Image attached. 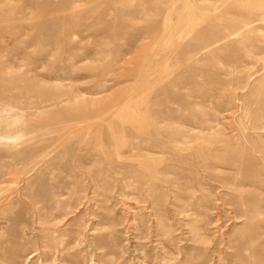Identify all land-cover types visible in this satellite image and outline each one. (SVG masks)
I'll return each instance as SVG.
<instances>
[{
  "label": "rangeland",
  "instance_id": "1",
  "mask_svg": "<svg viewBox=\"0 0 264 264\" xmlns=\"http://www.w3.org/2000/svg\"><path fill=\"white\" fill-rule=\"evenodd\" d=\"M0 264H264V0H0Z\"/></svg>",
  "mask_w": 264,
  "mask_h": 264
}]
</instances>
